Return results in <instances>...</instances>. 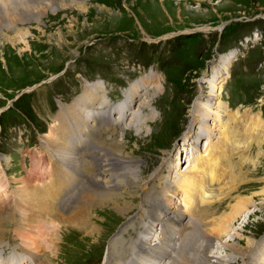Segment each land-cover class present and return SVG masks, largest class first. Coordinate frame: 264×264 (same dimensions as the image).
<instances>
[{
    "label": "rangeland",
    "instance_id": "1",
    "mask_svg": "<svg viewBox=\"0 0 264 264\" xmlns=\"http://www.w3.org/2000/svg\"><path fill=\"white\" fill-rule=\"evenodd\" d=\"M49 1H35L34 4L27 5L32 14L29 16L21 11L22 3L0 0V14L5 13L4 17L0 16V127L4 128L14 120L19 123V120L15 119V113L25 114L34 108L37 116L43 121L42 127L46 123L53 124L41 139V144L46 139H51L64 149L68 148L67 141L73 142L75 137H80L81 134L88 135L84 127L96 130L98 125L103 123V119H100L92 127L89 123L75 129L69 122L59 123L55 120L61 105H79L76 99L82 96L83 89L92 86L84 84L96 85L88 89L95 91L98 88L99 103L104 102L103 98L107 95L105 90L110 98L107 99L114 102L122 97L121 93L133 80L138 81L142 76L153 73L158 79L159 92H148L145 99L148 103L146 110L140 111L142 98H139V103L133 110L136 124H141L146 118L148 121L136 129L133 123H129L132 115H128L122 121L123 124L116 120L111 122L114 126L121 124L115 131L111 125L108 131H99V135L104 138L103 144L108 154L111 147L108 145L120 140L118 145L121 146V157L118 161L122 165L119 166V171L128 172L129 178L141 182V186L135 187L136 189L133 186L125 188L128 195L123 196L120 205L124 202L130 204V207L124 214L114 209L117 202L104 205L95 202L89 213L97 229L91 234H87V230L58 225L55 221L53 226L36 222L32 223V227H28L27 221H22V218H26V212L18 206L21 218L14 210L15 219L6 220L0 225L3 232L0 235V254L12 249L22 252L26 246L33 248L36 253H41L44 245L47 254L44 253L42 261L46 259V264H97L101 257V253L98 257L97 251L100 250L105 253L104 260L106 259L107 264H123L115 256L118 257L121 252L118 249L123 244L130 243L128 237L134 245L136 244L133 232L129 231V225L141 228L139 219L142 216L139 214L142 213L143 201L147 212L151 211L147 205L150 206L153 197L149 192L142 193V190L146 188L147 182H152L156 177L155 181H159L155 185L160 187H151L154 195L160 196L169 181H173L175 183L172 185L180 187L182 193L195 199L196 203L192 208L197 204L202 207L199 210L202 213L195 211L199 215H193V219L196 220L198 216L201 220H196L199 224V234L186 226L188 220H192L188 216L187 220L184 218L187 223L183 221V226L173 229L179 240L177 244H180L179 234L182 233L185 235V245L191 246L183 250L185 246L176 245L180 248L178 259L181 258L183 262L186 258L191 259L195 252H200L199 257H206L210 262L220 259L223 264H264V147L260 150L257 145H252L247 161L248 157L244 156V153L241 154L240 149L236 150L234 144L229 145L227 150L234 152L231 155L233 160L222 159L217 171L215 167L218 165L215 166L212 159L203 166L199 180L189 183H183L179 178L167 180L170 170L176 169L175 165V171L178 172L177 161L180 159L181 164L183 156L184 162L190 161H187V166L183 162L184 165L179 171H184L186 167L194 171V159L198 155L206 156L208 153V150L201 149L205 137L204 143L210 138L209 146L213 154L220 150L219 142L227 135H223L217 123V129L211 134L197 129V124H201L202 114H205V106H208L199 93H211L206 89L209 80L218 82L217 86L222 88L221 97L213 99L215 106L220 105L222 126L228 131L239 133V130H243L238 122L231 123L233 118L245 114L257 115L260 118L261 112H264V0L261 3L259 0H54L52 4H49ZM79 5L83 8L77 7ZM218 25L223 26L222 32L214 31V27ZM253 50H257V57L256 52L252 54ZM215 66L223 69L218 75L214 74ZM152 80H155V76ZM143 81L140 79L132 85V104L125 107L123 112L133 107L137 95L145 85ZM100 84L104 85L105 90ZM72 100L76 101L71 103ZM93 105L95 103L86 107L88 115L96 113V110L90 109ZM103 111L100 112V118L105 116L106 111ZM207 111L209 112V109ZM193 112L196 113L198 122H194ZM113 113V117H117L116 112ZM28 115L30 117V113ZM150 116L153 119H150ZM82 118L86 120L84 113ZM126 124L130 127L127 128ZM193 126L194 132H202L204 136L196 142L189 139L194 134ZM20 127L23 134L20 136L25 142L30 131L25 130L27 125L21 124ZM201 128L202 126H199V129ZM31 133V148L36 150L39 144L37 140L43 135L32 130ZM20 136L17 137L19 141ZM13 138L10 131L0 136V160L7 173L4 175L8 178L0 179V192H3L0 193V199L2 200L3 194L11 191L15 195L13 198L21 200L20 205L26 204L24 209H29L32 201L39 203L35 202L37 198L46 197V190L52 188V183L50 180L27 181L38 195L32 196L30 201H24L17 195V191L25 184L22 181L34 168L33 165L37 166L43 161L46 166L48 159L44 155L43 159H39L42 155L40 144L39 151L27 157L30 162L23 176V169L18 167L20 160ZM91 138L97 148L96 137ZM228 144H231L230 135ZM172 154L168 166L165 161ZM241 162L245 164L239 167ZM44 166H39L40 173L43 172ZM163 169L168 171L164 172ZM214 172L217 176H214L215 181L211 182L210 177ZM172 177H175L174 173ZM44 183L46 189L43 188ZM11 185L16 188L10 190ZM5 197L8 198V194ZM149 197L151 198L148 203ZM239 198L253 199L252 205L246 208L250 212L247 214L244 210L240 216H236L231 222L232 226L230 225L232 230L229 231L230 227L226 226V232L220 237V241H217L212 231L214 222L220 216L231 213V207ZM7 204L8 210L5 211L10 212L11 200L7 201ZM175 204H179L177 199ZM37 211L39 210L32 211L36 213L35 218ZM150 219L153 220L152 217ZM148 221L149 218L145 216L144 222ZM148 227L142 237L152 244L155 236H151V233L155 230L158 234L159 228L155 227L148 236ZM52 240L57 241L56 245L50 242ZM43 242H47V245ZM51 246L54 250H51ZM133 251L134 246H131L130 252ZM168 260L164 258V261ZM186 262L188 261L184 263ZM192 262L193 260L186 264Z\"/></svg>",
    "mask_w": 264,
    "mask_h": 264
},
{
    "label": "bare ground",
    "instance_id": "2",
    "mask_svg": "<svg viewBox=\"0 0 264 264\" xmlns=\"http://www.w3.org/2000/svg\"><path fill=\"white\" fill-rule=\"evenodd\" d=\"M14 1L17 3H22L23 7L20 8L21 11L26 12L29 16H31L32 14L28 11L26 6L29 4H34L35 1H38V3H40L43 0H14ZM52 1L54 0H50L49 4H52L53 3ZM77 7L83 8L80 5ZM0 16L4 17L5 13L0 14ZM222 70L223 69H220L215 66L214 74L218 75L220 71ZM149 75L141 78V80H144L143 83L145 85L143 86V88H141L140 93L137 95L136 102L134 103L131 110H126L125 112H123L124 111L123 109L121 112V115L119 117L117 116V118L115 119L116 122L122 123V121L125 119L126 116L132 115L130 116L129 123L130 124L133 123V127L137 129V128H141V126L144 125L145 122L148 121V119L146 118L142 120L141 124H136V122L134 121V117H133V113H134L133 110L138 105L139 98L140 99L142 98V102L139 105L140 111L142 112L146 110L148 103L145 102V99H147L148 92H150V90H153L154 91L153 93L159 92L157 91V85H158L157 84L158 79L156 78L157 76L154 75L153 73L152 75L150 76ZM154 76H155V80H152V77ZM213 82L209 80V82L206 85V89L208 91H211V93L209 94L205 92L199 93L202 99H205L206 101L205 105H208V106H205V109H206L205 114H202L203 118L200 121L201 124H197V126H202V128L199 129L200 131H206L207 133L211 134V132H213L214 129H217L215 125V123H217V127L220 128L223 135L224 134L225 135L227 134V135L224 137L223 141L221 139L219 142L220 150L213 154H212L213 150L209 146L211 142L210 138L205 141L201 149L202 150L204 149L203 151L208 150V153L206 156L198 155L196 158L194 157L195 159L193 163V167H194L193 172L191 171L189 167H186L184 171H179L182 168V165L179 163L180 159L177 161L178 162L177 166L179 170L176 173V176H178V178L183 183H186V182L189 183L192 180L201 179L203 166L209 163L210 161H212V159L215 162V166L218 165V167L214 166L216 171L219 169V166H220L219 163L222 161V159H226L227 161H229V159L233 160L231 155L234 152L232 150H227V146L229 145L232 146V144H234L236 147V150L240 149V152H242L241 154L244 153V156L248 157L247 161H249V156L251 154L249 149L250 147H252V145L254 144L257 145L258 149L260 150H262V148L264 147V121H262L261 120L262 118L260 119L257 115L247 116L245 114L239 118H233L231 120V123L238 122V124H240V126L243 128L242 131L239 130V133L234 132V130L228 131V129L225 126L224 127L222 126V121L219 115V113L221 112L220 105L215 106V101L213 99L214 97H219V98L221 97L222 88L217 86L218 82L216 83H213ZM200 86L201 88H203L202 85ZM91 87H96V85L89 86L88 88H91ZM88 88L83 89L84 91H83L82 96L76 99L78 100L79 105L74 106V107H71L70 105H61L60 111L58 112L55 120H57L59 123L69 122L70 125H73V127L77 129L89 123H91L90 126L92 127L95 125L97 120L103 119V123L105 124L102 125V127H100V131L102 132L108 131V127L110 125L113 131H115L117 126H114V124L111 123L112 121H109L107 118H106V121H104L106 117V112H108L109 109H108V106L104 102L99 103L100 97H99L98 88L95 91H92ZM96 100L97 102H95ZM92 103H95V105H93L90 109L91 110L95 109L96 113L89 114L88 117L90 119V122H88L87 120L82 118L83 109H85L89 104H92ZM131 104H132V101L129 105ZM125 106L127 107L128 105H125ZM208 109H209V112L207 111ZM103 110L106 112H104ZM101 111L105 113V116H103V118H100ZM195 114H196L195 112L192 113L194 122H198L195 118ZM237 115H238V112L235 113V116ZM150 119H153L152 116H150ZM96 125H98V123ZM126 127L129 128L130 126L126 124ZM193 133L194 134L191 137H189V139L194 140L195 142L196 140L202 138L203 136L202 132H199L200 134H197L198 132H194V126H193ZM229 135H230L231 144H228ZM85 137H88L90 141L92 142V144H88L86 141L82 140L80 137H75V141L73 142L70 140L67 141L69 145H68V148H65V149L59 143L51 139H46V141H44L41 144L42 155L39 157V159L40 160L43 159L42 157L43 155L47 157L48 161L46 163V166H44L43 161H41L40 164H38L37 166L33 165L34 168L30 170L27 174V177L23 179L22 182H24L25 184L22 185L23 187L22 186L20 187V191H17V195L19 197H22L24 201L25 200L30 201L29 199H31L32 196H38L33 191L32 189L33 186L28 185L27 181L29 182L39 181L40 182V181L50 180V182L52 183V188H47L46 197L37 198L35 200V202H39V203H34L32 201L29 209L27 208L23 209V211L26 212L25 214L26 218L24 219V221H27L28 227H32L33 224H35L36 222H38V224L47 223L48 225L53 226L54 221H56V224L58 225L62 224L66 227H74L82 231L87 230L86 233L91 234L95 232L97 229V227L94 226V224L92 223L90 213H89L92 210V208H94L93 206H95V202L99 203L98 205H102V204L104 205L109 202H113V203L117 202L114 209L116 210V212L122 213V214H124V212L129 210L127 208L130 207V204L128 205L123 202L122 205H120V200L124 199V197L128 195L126 193L125 188L128 186H133L134 188L141 186L140 185L141 182L135 181V180L132 181V179L129 178V176L127 175L128 172H126L125 170L124 172L120 173L119 170L121 169L119 166L122 165V163L118 161L119 157H121L120 155L121 146L118 145L120 140L114 143H110V145H108V146H111L109 148L110 152L108 154L106 153L105 146L103 144L104 138H101V139L96 138L95 142L98 146L96 148L94 146L93 138L91 139L89 135H86ZM192 147H194V143H192ZM81 155L84 158L88 159L89 164H85L83 162ZM244 156H240V157L243 158ZM182 158H184V156ZM32 160L35 162L34 158ZM237 160L239 161V159ZM185 161L187 162L190 160H185ZM236 163L238 165V162ZM241 163L242 164L239 167H242L245 164L243 162ZM39 166L40 167L44 166V170L41 173H40ZM232 166L233 168H235L233 164ZM69 167H73L77 173L75 174L71 173L69 171ZM175 168H176L175 170H177L176 165H175ZM67 175L70 176L69 184L66 186H63L62 187L63 191L59 193V189L61 187L58 184H56V182L58 183L60 182V185H62L63 184L62 180H67V177H66ZM214 176H217L216 172H214L211 175L210 177L211 182L215 181ZM188 177H189V180H188ZM122 178H124L123 181H121ZM157 181H159V179L156 180V182ZM174 183L175 182L173 181L171 182L169 181V184H167L164 187L163 189L164 192L161 193L160 196L159 195L157 196L156 194L154 195L153 189L151 188L152 186H149V184H147L146 188L142 190L143 193L149 192V195L153 197L151 199L150 206L147 205V207L151 209V211L148 212L150 215V218L151 217L153 218V220H151L152 223H150L146 231L148 236H150V231L152 232L155 227H158L159 230L162 228L164 229V231H167V229H170V228L174 229L177 226L178 227L183 226V221H185V223L189 221V223H187L186 226L195 230L199 234V230H198L199 224L197 223V221L201 222V220H199L197 216L196 220L197 219L198 220L196 221L195 219H193L194 217L193 215H199L195 213V211H199L200 208L202 209V207L200 204H197L195 205L194 208H192V206L196 203L195 199L187 196L184 192L182 193V191L179 189L180 187H176L175 185H172ZM42 185H43V188H45V183ZM154 186L156 187L157 185H154ZM158 187H160V185ZM120 192H123V193H120ZM0 193L2 194L3 192L1 191ZM7 194H8V198L5 197ZM7 194H3L1 196L2 200L0 199V225L3 224L6 220L8 221L10 219H13L12 210L10 209L11 213L6 212L5 210L6 209L8 210L7 201L11 200V203H12V200L14 199L13 197H15V195L11 191H8ZM117 194L119 195L116 196ZM114 196H116V200H114L115 198ZM150 198L151 197L148 198V203L150 202ZM3 199H8V200H3ZM176 199L177 201H179V204L177 205L175 204ZM252 203H253L252 198H248V199L239 198L235 201L234 205L231 207L230 209L231 213H229L227 216H224V217L220 216L219 219H217V221L214 222L215 227L212 228V231H213V234L216 236L217 241H220V237L226 232L224 230L226 226L228 228L230 227V225L232 226L231 222L234 221L236 216H240L241 212L244 210H246L245 213L247 212V214L250 212V211L248 212V209L246 208L249 205H252ZM4 204H7L6 207H3ZM173 204H175L174 207H173ZM12 207L13 206H11V208ZM34 209L39 210L37 211L36 218H35L36 213H33ZM187 216L191 218L192 220L190 219L188 221L184 220V218H186ZM31 221H35V222H31ZM230 230H232L231 227L229 231ZM1 232L2 230L0 229V234ZM172 232L170 231L169 233L171 234ZM235 232H233V235L236 237L237 235ZM179 236H180V244H176V245H181V246L186 247L185 235L180 233ZM45 238L47 239L48 237L46 236ZM128 239L130 238L128 237ZM128 241H130V243L123 244L118 249L121 252L119 253L117 257V260H119L123 264L125 263V261L128 260L129 255H130V248L133 245L131 240H128ZM50 242L51 243L54 242L53 245H56L57 241L55 242L52 240ZM44 243L45 242H43V244ZM45 244L47 245V242ZM151 245L152 244L148 243L147 238H144V237L137 238L136 246L137 248H139L140 252H137L135 254V257L131 259L130 261L133 262L134 264H141L140 261H143L144 264H159L160 259H161L159 258V253L153 256L151 252ZM249 245L250 243L248 242L247 246ZM153 247H155V250H157V252L160 251V246H153ZM199 254L200 252H195L193 256L190 257L191 259L186 258V260L182 262L181 258L178 259L179 253L176 252L175 250H172L169 255V258L173 260L176 259V264H183L185 261H188L186 263H189L191 260H193L192 264H223L222 260L220 259L217 260L216 262H210L209 259H206V257H203V258L202 256L199 257ZM155 260L157 261L155 262ZM36 262L38 264H46V260L41 261V262H38V261Z\"/></svg>",
    "mask_w": 264,
    "mask_h": 264
}]
</instances>
